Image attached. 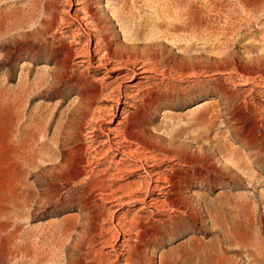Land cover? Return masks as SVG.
Segmentation results:
<instances>
[{
  "label": "rangeland",
  "instance_id": "rangeland-1",
  "mask_svg": "<svg viewBox=\"0 0 264 264\" xmlns=\"http://www.w3.org/2000/svg\"><path fill=\"white\" fill-rule=\"evenodd\" d=\"M78 1L0 0V264H98L101 253L113 255L107 242L117 222L133 220L142 203L111 207L87 188L88 173L110 159L98 165L106 148L94 157L86 134L90 126L140 119L158 149H203L213 165L237 175L231 185L214 172L207 186L189 183L204 223L169 212L138 214L159 221L162 236L150 245L133 238L135 264H259L251 252L264 249V0H85L107 23L102 34L114 62L128 64L130 73L135 62L185 77L147 82L173 99L145 109L140 95L133 99L138 110L122 105L131 116L105 101L106 93L86 102L82 88L55 74L52 54L74 44L69 13ZM86 67L68 73L99 86L113 80L106 69ZM109 108L113 114L99 115ZM65 152L78 179L64 168ZM138 176L122 172L110 184Z\"/></svg>",
  "mask_w": 264,
  "mask_h": 264
},
{
  "label": "bare ground",
  "instance_id": "bare-ground-1",
  "mask_svg": "<svg viewBox=\"0 0 264 264\" xmlns=\"http://www.w3.org/2000/svg\"><path fill=\"white\" fill-rule=\"evenodd\" d=\"M89 2L85 0L78 1L76 3L77 8L69 13V16L72 19L70 24L75 26L74 44L71 46H65L60 52H52L57 67L55 74L58 76L59 82H66L71 87L82 88L81 90L84 92L79 95L83 96L86 102H92V100L94 101V99L102 97L104 96V93H106L105 101H110L115 104L116 108L121 109L122 116L125 114H128V116L132 115V112L129 113L130 110L127 111L126 108H122V105L131 110L139 109L135 107L133 99L140 95L143 97L141 107L145 109H149L154 105H159V101L161 100L167 98L173 99V95H167L166 93L158 94V89L155 85L147 88L144 85L147 82L154 80L157 76L164 82V80L167 79L174 81L176 75L181 77H184V75L181 73L176 75L172 73L167 74L164 71L158 72L155 69L152 70L149 66L143 63L140 64L135 62L133 63V73H130L126 71L129 67L128 64L124 62H114V59H116V53L111 45L107 43L108 38L106 39V35L102 34L107 23L106 21L105 23L103 22L104 19L102 21L100 14L98 15L97 10L95 11L90 6ZM84 35L88 37V40L85 43L81 40ZM92 41L95 42L94 49H91ZM84 65L87 66L86 68H90L94 72L106 69V72L114 74L113 80L99 86L95 85L96 83L92 81L88 84V82H86L85 79H81L80 76H74L71 72L68 73L69 70H72L73 72L74 67L82 68ZM130 76L132 77V81L139 76L141 82H129ZM112 109L113 108L107 110L102 109L100 110L99 115H104L105 111H110L113 114ZM83 115H85V113ZM123 118L125 117H122L121 119ZM98 119L99 116L93 113L92 116H90L89 121L93 124ZM97 131L100 132V136L96 134ZM86 135L89 141V149H91V154H94V157L99 149L106 148L105 150H99L100 152L102 151L101 153L103 156H100V159L97 158L96 161L98 165H101L103 161L108 158L110 159V162H106L108 163L107 168L99 170L95 174H93L92 171L88 173L86 183L87 188L100 192L101 197L104 200H107V204H111V207H123L137 202L142 203L137 212L140 215L146 211H150L149 213L152 215L154 212H169L171 214H179L189 218L191 220L190 224L199 221L204 223V217L201 213L202 210L188 195L187 187L189 186V183L196 180L207 186L208 180L211 179L209 174L210 172H214L219 176H223L224 179H227L228 184L231 185L232 176L237 175L236 173L231 176L232 170L230 171V167L227 168V171L226 168L221 170L216 167L217 165H213L210 156H208L203 149L200 151L179 149L181 154L173 153L171 150L167 149H158L149 141V139L146 138L147 130L143 124V119L132 121L126 120L125 122L120 121L114 127L109 126L102 128L100 126L94 128L93 126H90ZM146 150H150L153 153L154 151H157L158 154L160 153V158L158 155L153 154L147 156L145 153ZM70 153H62L61 158L64 168H67L71 172L73 171L71 177L72 180H75L78 179L77 177L81 172L80 170H75L73 168L72 165L74 161L72 162V159L70 158L72 155ZM94 157L91 158L92 161L95 160ZM115 158L116 160H112ZM126 158H131L136 164L128 163ZM163 164L164 168H159V166ZM235 168L238 167L235 166ZM122 172L139 176L136 181H130L118 186L111 185L110 183H113V180L117 179ZM207 210L209 211V209ZM138 214H136L131 221L127 222L122 218L117 222V228L115 231L116 235L112 236L110 240L108 239L107 242L113 255L107 253L106 256L108 258H105L104 254L102 255L101 253L98 264H135L136 256L138 257L140 252L137 247L133 245L135 241L133 238L140 239V242L149 245L160 239L162 236L160 231L161 228H158L155 224H159L160 222H157L152 218L143 222L142 216ZM162 223L165 224V222ZM234 242L236 243V241ZM238 244L237 241V245ZM258 246L264 247L263 242L260 241ZM254 253L255 262L264 264V249L259 247L255 252H251L252 255Z\"/></svg>",
  "mask_w": 264,
  "mask_h": 264
}]
</instances>
